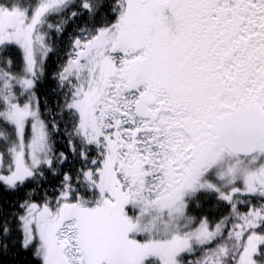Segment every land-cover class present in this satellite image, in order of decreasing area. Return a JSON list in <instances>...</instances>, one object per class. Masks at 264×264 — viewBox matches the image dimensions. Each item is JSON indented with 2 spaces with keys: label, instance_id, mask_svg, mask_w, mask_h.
<instances>
[{
  "label": "snow or ice",
  "instance_id": "1",
  "mask_svg": "<svg viewBox=\"0 0 264 264\" xmlns=\"http://www.w3.org/2000/svg\"><path fill=\"white\" fill-rule=\"evenodd\" d=\"M0 264H264V0H0Z\"/></svg>",
  "mask_w": 264,
  "mask_h": 264
}]
</instances>
